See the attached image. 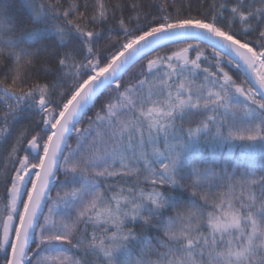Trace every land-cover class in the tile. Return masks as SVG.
Instances as JSON below:
<instances>
[{
    "label": "snow or ice",
    "instance_id": "6c2138e0",
    "mask_svg": "<svg viewBox=\"0 0 264 264\" xmlns=\"http://www.w3.org/2000/svg\"><path fill=\"white\" fill-rule=\"evenodd\" d=\"M258 151L264 0H0V264H264Z\"/></svg>",
    "mask_w": 264,
    "mask_h": 264
},
{
    "label": "trees",
    "instance_id": "16d2710c",
    "mask_svg": "<svg viewBox=\"0 0 264 264\" xmlns=\"http://www.w3.org/2000/svg\"><path fill=\"white\" fill-rule=\"evenodd\" d=\"M209 51H210V50H209ZM193 55H194V54H193ZM130 71H136V69H133V70H130ZM126 79H127V77H126ZM82 126L86 127L87 125L84 124V125H82ZM234 155H236V156H239V155H240L239 149H237V150L235 151ZM255 162H256L257 167H259L261 164H264V153H260V152L258 151V152L256 153V155H255ZM2 191H3V189L0 188V192H2ZM52 195H53V196L55 195V191H53ZM2 207H3V205L0 204V208H2ZM45 211H46V209H45Z\"/></svg>",
    "mask_w": 264,
    "mask_h": 264
}]
</instances>
